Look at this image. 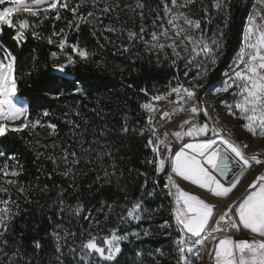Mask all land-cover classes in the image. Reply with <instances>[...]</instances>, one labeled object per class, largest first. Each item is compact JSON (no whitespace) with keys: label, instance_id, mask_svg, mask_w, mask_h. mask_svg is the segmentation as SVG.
<instances>
[{"label":"trees","instance_id":"16d2710c","mask_svg":"<svg viewBox=\"0 0 264 264\" xmlns=\"http://www.w3.org/2000/svg\"><path fill=\"white\" fill-rule=\"evenodd\" d=\"M165 1L170 0H60L57 10L36 16L17 11V23L27 19L23 39L15 25L1 23L0 54L15 57L18 93L29 100L32 124L0 136V165L14 162L17 170L9 189L0 187V197L13 198L11 219L0 234V264L179 263L173 248L181 231L173 218L169 232L131 236L113 260L89 256L79 238L91 220L110 229L121 223L124 234L140 229L151 221L132 220L131 207L142 202L156 210L171 199L166 177L157 171L158 156L139 135L140 127L152 124L146 103L188 80L185 61L176 62L141 32L164 15ZM251 6L252 0H225L219 10L208 8L207 30L220 47L203 73L198 99L238 57ZM75 47L87 58L77 55L61 74L56 54ZM39 119L53 124L54 132L35 124ZM66 143L75 151L70 164L52 153ZM64 204L72 210L69 220ZM63 221L72 228L75 250L55 235Z\"/></svg>","mask_w":264,"mask_h":264},{"label":"rangeland","instance_id":"374dc122","mask_svg":"<svg viewBox=\"0 0 264 264\" xmlns=\"http://www.w3.org/2000/svg\"><path fill=\"white\" fill-rule=\"evenodd\" d=\"M46 1L38 0L36 6L27 8L19 6L16 0H0V4H6L0 8V33L1 23L15 25L19 29L18 39H23L27 19L17 23L14 19L15 13L22 10L36 16L41 12L55 11L60 5L58 0L52 8H38V5H44ZM163 3L164 15L154 20L150 27H143L141 32L144 38L150 37L153 45L161 51L174 56L175 61H185L184 76L188 80L185 82L182 78L177 86L153 96L146 103L152 124L140 127L139 135L146 138L156 152L160 166V170L157 166V171L166 177V191L171 199L162 202L161 207L156 210H149L142 202L131 207L128 216L132 220L151 221V224L142 223L140 229L124 234L120 230L121 223L110 229L107 225L91 220L86 226L83 225L79 238L89 256L90 253H95L103 259L113 260L120 253L122 243L128 241L131 236L151 238L169 232L167 223L169 218H173L181 231V237L175 239L173 248V252L180 256L178 264H207L213 237L208 239L207 245L201 246L194 235L184 231L183 223L189 218V213L178 177L173 173V159L176 152L186 143L214 138L221 134L228 136L247 153L264 159V0H252L243 34V46L238 57L224 77L203 92L201 99H198L197 92L201 87L203 73L212 67L220 47L217 37L207 30L209 21L206 15L210 6L213 10H219L225 0H170ZM64 43L66 44V40ZM62 46L65 48V45ZM77 55L87 58V53L77 47L73 53L56 54L57 71L65 74V67L73 65ZM0 66L2 88L9 67H13V55L10 52L0 54ZM180 96L184 97V101L174 117L160 127H153V120L168 113L173 104H177L175 101ZM7 98L6 93L0 95L1 117L6 116L7 112L13 117L19 110L10 100L4 101ZM31 124L27 117L23 129H27ZM35 124L48 125L50 134L55 130L53 124H45L40 119ZM9 131L11 129L6 133ZM42 136L45 138L46 135ZM68 144H59L52 152L64 164L76 160L75 151ZM0 168L4 175L0 187L4 186L7 190L8 184L14 181L12 179L17 174L15 163L6 161ZM11 199L13 198L10 194L7 198L0 197V234L6 229L12 216ZM62 210L66 211L64 218L69 220L72 210L67 204H64ZM226 210L227 208L222 207L220 216ZM123 212L120 209V213ZM119 220L123 221V216ZM70 234L72 228L70 230L65 221L57 225L56 237L74 249L76 246L70 241Z\"/></svg>","mask_w":264,"mask_h":264},{"label":"bare ground","instance_id":"6f19581e","mask_svg":"<svg viewBox=\"0 0 264 264\" xmlns=\"http://www.w3.org/2000/svg\"><path fill=\"white\" fill-rule=\"evenodd\" d=\"M16 2L27 8L38 4V0ZM57 2L47 0L38 8H52ZM7 73L0 95L6 93L4 101L10 100L19 110L13 117L8 112L0 116V136L8 129L22 130L29 115L26 100L18 95L13 67ZM183 101L178 97L161 117L164 123ZM173 173L189 213L184 231L201 246L213 237L207 264H264V159L221 134L183 145L174 156ZM222 207L227 210L220 216Z\"/></svg>","mask_w":264,"mask_h":264},{"label":"water","instance_id":"95a60500","mask_svg":"<svg viewBox=\"0 0 264 264\" xmlns=\"http://www.w3.org/2000/svg\"><path fill=\"white\" fill-rule=\"evenodd\" d=\"M15 57L13 56V77H14V81H15V84H16V89H17V92H18V85H17V82H16V79H15ZM18 95L20 96V98H23L26 100L27 102V113L29 114V100L25 97H22L19 93ZM158 170H160V166H158Z\"/></svg>","mask_w":264,"mask_h":264},{"label":"built area","instance_id":"2783aa9c","mask_svg":"<svg viewBox=\"0 0 264 264\" xmlns=\"http://www.w3.org/2000/svg\"><path fill=\"white\" fill-rule=\"evenodd\" d=\"M164 122L162 121V118H156L153 120V127H160Z\"/></svg>","mask_w":264,"mask_h":264}]
</instances>
